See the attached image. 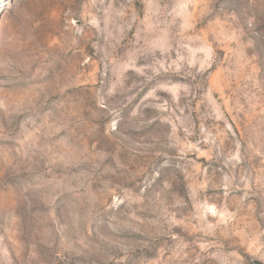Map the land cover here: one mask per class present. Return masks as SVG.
<instances>
[{
	"label": "rangeland",
	"instance_id": "obj_1",
	"mask_svg": "<svg viewBox=\"0 0 264 264\" xmlns=\"http://www.w3.org/2000/svg\"><path fill=\"white\" fill-rule=\"evenodd\" d=\"M0 264H264V0H0Z\"/></svg>",
	"mask_w": 264,
	"mask_h": 264
}]
</instances>
